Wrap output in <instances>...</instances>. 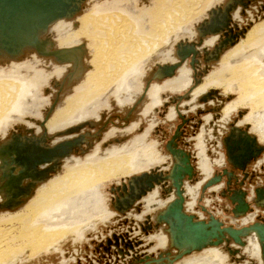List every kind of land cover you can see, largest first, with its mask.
Here are the masks:
<instances>
[{
  "label": "bare ground",
  "instance_id": "bare-ground-1",
  "mask_svg": "<svg viewBox=\"0 0 264 264\" xmlns=\"http://www.w3.org/2000/svg\"><path fill=\"white\" fill-rule=\"evenodd\" d=\"M215 1L218 0H158V4L152 8L153 17L150 19L147 12L148 5H141L140 2L137 8L135 7V0H84L78 12H75L72 16L55 20L47 28V35L54 45L50 50H55L57 55H65L64 57H67V60L58 62L54 56L41 54L35 47L21 48L19 53L14 55L0 48V264H18L27 252H30V256L47 250L53 251L57 249L55 244L64 240L68 235L74 233L82 238L83 234L93 229L98 221L106 220L113 215L103 206L92 215H89L90 210L88 211L90 207H96L97 209L102 205L97 194L99 187L106 182L118 181L123 178L119 181L122 183L120 186L123 184L128 185V180L137 175L149 173L153 170H155L153 172L158 171L164 174L169 171L174 159L178 157L173 151L181 148L178 142L175 143L176 137L165 144V149L169 154V164L168 167L166 166V170H163L161 167L152 168V166L164 162L165 157L160 153L158 154L157 150L155 151V148L158 147L156 140H153V142L146 141L148 131L151 130L149 129L150 126L142 134L134 135L128 141L112 146L110 149L106 148L105 151L97 152L99 145L96 144L92 149V151L95 150L93 153L86 152L93 145V139L100 140L102 130L92 134L90 132L83 133L82 129L87 126L93 128L98 124V122L90 120L97 121L99 119V112L110 106L111 97L120 107L132 103L136 99V93L141 86L140 77L144 75L145 69L152 62V59H148L153 54H155L154 59L158 58L163 52V50L159 51L160 48L165 46L168 41L187 33L193 34L192 22L198 18H204L203 14L206 10H208L207 17L201 21L199 20V25L195 27L197 31L201 26L212 25L214 28L216 25L223 24L217 19L215 20L218 13L215 11L225 5L230 7L228 2L232 1L235 2V5L229 12L228 24L223 26L222 30L205 36L200 45L194 46L196 51L195 64L198 66L201 58L205 63V68L196 71L193 76L194 91L192 90L190 94L186 93L175 98V100H179L188 96L187 99H189L190 95L188 103L192 102L190 105L194 104L193 107H195V105H198L196 100L205 103L215 97H220L216 88H220L224 94L235 89L237 95H234V99L229 96L227 99L231 98L232 100L228 103L209 109L214 112V117L218 115L215 112L221 110L220 122H223V127L220 129L219 134L226 133V135L218 137L215 128H212L209 135L207 134L209 137L214 136L218 139L214 147L216 153L219 154V158L216 160L207 157L203 147L204 140L202 143L203 137L197 135L195 144L197 164L199 166L198 170L204 175V178L199 180L196 185H187L186 181H192L195 175L194 167L193 176L183 178L181 184L183 211L193 214L188 210L193 209L198 190L201 189L204 183L202 191L215 186L211 190H218L221 193L222 185L218 184L221 182L222 176L215 183L206 185L207 182H204L211 176L213 164H228L230 167L228 171H231L236 178L235 173H239L241 169H245V172H247V168L264 152V17L252 26L242 28H239L232 20L233 14L236 17L238 10L239 13L243 14L245 9L250 5H255L259 0H226L227 2L223 6L210 8ZM261 8H263L262 4ZM197 34L199 35V31ZM231 36H235L232 43L230 40L228 41V37ZM219 41H221V44H225L217 51L215 46L219 45ZM189 43L191 42L182 41L180 44H176L178 46L175 49V55L178 59L176 62L170 51H166V55L160 56L165 60L168 56V59L171 58L170 61L174 62L158 65L152 78L156 80L170 78L175 75L176 70L177 74L161 84L153 83L150 85L147 91L149 103L145 105L143 112L140 113L141 115L148 113L160 103L159 95L163 90H180L186 88L192 82L188 68L182 65L191 59L193 54L192 46H189ZM207 46H212V49H208ZM47 48L49 49L48 46ZM229 48L231 51L227 52ZM66 50L68 52H65ZM225 50L226 52L222 55ZM92 51L95 52L94 62L99 66L98 70L92 69L90 63ZM156 52L158 53L156 54ZM35 53L43 57L41 59L49 65L48 69L53 70L52 73L48 72L46 74L36 68L39 64L37 61L39 57L37 58ZM28 54H32V57L28 58L27 61L20 62L19 59ZM178 54H182L181 58ZM41 59H39V62L42 61ZM219 59L220 70L207 74L208 64ZM13 60H19V62H13ZM75 60V65H73L72 61ZM8 62L11 66H9V69L1 66ZM177 63L178 65L173 68V74L168 76L166 70L168 71L172 65ZM165 66L168 68L166 69ZM158 69L161 70L158 71ZM142 70H145L144 73ZM82 72L84 73L82 74ZM51 74L56 75L58 78L64 76V78L61 82H55L59 92L55 94L51 105L45 110L44 118L36 122L34 119L28 118L27 120L34 122L36 125L26 122L25 126H14L18 131H11L14 123L23 120L22 118L25 115L35 114L41 118L42 114L39 108L48 103V99L37 92L40 89V84L43 83L44 85L46 81L48 82ZM74 80L79 81L73 83ZM72 83L73 86L69 87ZM38 85L39 87H37ZM61 89H63L64 94H68L66 97L67 105L56 108L60 102ZM132 91H134L133 94H131ZM242 106H249L251 110H248L244 115L243 121L238 120L236 123L229 124L228 120L232 112L239 107L242 108ZM133 111L134 108L128 111L125 120L129 119ZM169 112L167 117L170 120L175 116H173V110ZM201 112L203 111L197 110V113ZM178 114L183 117L180 113ZM205 119L208 121L210 116H205ZM226 123L228 124L226 125ZM242 123L246 124L245 129L240 127ZM137 124L132 123L122 131L112 128L106 136L116 132L130 134L129 131L140 125ZM232 130L235 133H246L254 137L255 143L263 148L256 155L249 158L244 168L233 166V163L227 157L225 140ZM204 131L203 128V133ZM253 131L257 133L258 137L252 135ZM211 134L213 135L211 136ZM71 140L78 142L73 143L70 148L59 149L61 143ZM114 142H120V139H115ZM83 144L85 147L82 146ZM221 145L225 151L224 155L221 151ZM44 146L52 147L55 150L58 148L59 150L47 156L46 160L41 161V157L35 155ZM13 150H16V156L11 154ZM84 153L86 154L83 158L78 156ZM68 161L72 163L67 165L69 164ZM63 165V172L57 175ZM253 170L254 172L250 175L247 172L245 178L254 185L251 189L252 195L249 196L250 200H248L247 191L241 188L245 193L244 198L248 204V210L241 214H234L232 204L235 201L229 199L233 202L229 201L232 205L229 218L233 223H236L237 219L250 214L249 212L254 207L257 210L264 209V197L257 196L255 190L256 187L263 186L259 181L255 182L260 174L259 171H256V168ZM165 182L167 187H172L169 180ZM184 184L186 189H184ZM243 184L244 181H242ZM161 185L162 183L154 184L145 194L136 199L131 207L125 210H119L116 203L119 185L112 186L111 191L114 197L111 205L119 215H125L131 210L136 211L135 205H138L141 199L147 205L146 210L153 211V206L161 208L159 210H157L158 208L155 209L152 217L148 214H145V216H148L150 223H147V225H151V230L156 232L161 229L158 233L153 234L150 239L158 243L154 246L155 249L156 246L161 247L162 259L158 260L153 256L154 254L144 252L140 254V250L135 249V247L140 246L141 239L131 240L128 235L126 239L129 242L125 249L115 245L117 249L109 251L108 254H116L117 257L122 258L129 255L132 264H181L183 257L205 250L206 254L202 258L197 256L202 262L198 263L196 261V263L193 260V264H204L212 263V261L221 262L224 255L220 252V248L229 254L234 261L240 262L244 260L241 249L247 246L246 249H251V255L260 259L258 264H264V253L262 241L260 240L261 232L252 226L255 222L263 221L264 223V218L258 216L257 211L245 218L242 225H226L222 221L223 228L230 226L244 231V234L240 235L241 243L234 241L232 236L224 231L225 229H221L224 235L221 243H207L201 248H195L186 254H181L179 258L174 260V256L180 248L177 247V249L172 246V233L165 221L158 220L157 214L175 199V188L172 187L171 191L163 195ZM156 187H158V191L160 190L161 196H166L164 198L169 197L166 201L157 199ZM185 191L191 198V201L186 203L188 210L184 206L185 196H187ZM223 193L225 194L224 197L228 199L229 196L225 190H223ZM81 206L85 209H80ZM202 210L206 212L205 208ZM193 215L197 220L207 221L208 218H204V214L201 213L198 216ZM130 230L132 231V229ZM150 231H145L144 234L147 235ZM117 243L123 245L120 241H117ZM233 244L236 248H233ZM166 251L170 252L167 255L169 258L165 256ZM237 255L240 256L237 258Z\"/></svg>",
  "mask_w": 264,
  "mask_h": 264
},
{
  "label": "rangeland",
  "instance_id": "rangeland-1",
  "mask_svg": "<svg viewBox=\"0 0 264 264\" xmlns=\"http://www.w3.org/2000/svg\"><path fill=\"white\" fill-rule=\"evenodd\" d=\"M140 2H141V5H144V4L148 5L147 12L149 13V18L151 19V17H153L152 8L154 6H156V4H158V0H141V1L135 0V3H136L135 7L138 8ZM226 2H227L226 0L215 1V3H213L214 5H211L210 8L215 7V6H223ZM261 4L263 5V8L260 9ZM207 12H208V10H206L204 12V14H203L204 18H201V19L198 18L197 20H194L192 22V24H191L192 28L191 29L194 31L193 34L187 33V34H184L183 36H180L178 38H174L173 40L168 41L165 46H162L160 48L159 51L163 50V52L161 53L160 56L166 55L165 54L166 51H170L171 56H173L174 61L176 62L178 60L176 55H175V49H177L176 44L178 45L182 41L197 43L199 35L197 34L198 31L196 30L195 27L197 25H199V23H200L199 20L201 21L207 17ZM237 12H236V17H234V14H233L234 18L232 17V20L234 23L237 24V26L239 28L246 27V26H252L253 24L259 22L264 17V0H259L255 5H250L247 9H245L243 14L241 12L239 13V10ZM203 16H201V17H203ZM231 26H233V25H231ZM241 38L244 39L243 37H241ZM241 38L239 39V41L241 40ZM71 45H73V44H71ZM71 45H67V46H71ZM61 46H64V45H61ZM212 46H207V48L212 49ZM91 48H93V47L91 46ZM230 51H231V49L229 48V50L227 52H230ZM225 52H226V50L222 53V55ZM157 53L158 52H156V54ZM91 54H92V56H91L90 63L92 64V69L98 70L99 66H97V64L94 62L95 52L92 51ZM154 56H155V54H153L148 59V60L152 59V62L150 63L148 68L145 69L146 71L142 70V72L144 73V71H145V73H144V75H142L140 77L139 82H140L141 86H140V89L137 91L138 94L136 93V96H137L136 99L132 103L126 104V106L124 105L123 107L122 106L120 107L116 104V102L111 97L110 98V106L103 108L99 112L100 113V117H98L99 119L97 121H95L93 119L90 120V121H93L96 123L98 122V124L93 128H90L87 126V127L82 129L83 133L84 132H90L92 134L96 133L98 130H102L100 140L97 141L96 139H93L92 141H93L94 146L92 145L91 148H89L86 153L95 152V150L92 151V149L95 147L96 144L99 145L98 150H96L97 152H102V151H105L106 148L110 149L112 146L120 145L121 143H124L125 141H128L129 139H131L134 135L137 136L138 134L139 135L142 134V132L145 131L150 126L149 129H151V130L148 131V134L146 136V138H147L146 141L147 142H153V140H156L157 141L156 144H158V147L155 148V151L157 150L158 154L160 153L162 156L165 157V159L163 160L164 162L158 163V164H156V166L155 165L152 166V168L161 167V169L166 170V168L168 167V164H169V157H168L169 154L165 149V144L167 142H171L173 140V138L176 137L177 139H176L175 143L178 142L179 147H181L178 149H181V150L185 149L186 151L185 150L184 151L188 154L190 153V155H191V158L189 155V162L192 166V171H193V167L195 169V175L193 176V174H194L193 173L192 174L193 180L192 181L187 180L186 183H187V185L193 186V185H196V183L199 180L204 178V175L198 170L199 166L197 164L198 163V159L196 157L197 149L195 147L197 135L199 134L201 136V138L203 137L202 143L204 140L203 147L205 148V153H206L207 157L211 160H216L217 158H219V156H218L219 154H217L216 151L214 150L215 149L214 147L216 146L218 139L214 136H213L214 138L208 136L211 133L212 128H215V130L218 132V137H221V136L224 137L226 135V133L219 134L220 129H222V127H223V122H220V117H221L220 111L221 110L218 112H215V114L217 113L218 115L216 117H214V112H211L209 109L218 107L219 105H224V103H228L229 101L232 100L231 98L229 100L227 99L229 96L233 97V99H234V97L237 95H236V92L234 91L235 89L233 91H231L230 93L224 94L220 88H218V89L216 88V90L219 92L220 97H215L214 99H211L205 103L199 102L198 100H196V104H198V105H195L194 109H192L194 104L189 105V103H187L188 101H190V95H189V99H187V97H188L187 96V97L180 98L181 100L180 99L175 100V98H177L178 96H182L186 93L190 94V91L192 92V90L194 89L193 87H195L193 76L196 74V71H200L203 68H205V63L203 62L202 58L200 59V63L198 66L195 64V66L193 67L194 69L192 68V66L190 64L191 59H189L188 61H186L185 63L182 64L186 68H188L189 73H190V77L192 80V82H190V84H188V87L180 89V90H170V89L163 90L162 92H160V95H159L160 96V103L156 107L152 108L148 113L141 115L140 113L143 112V108L145 107V105H147L149 103L147 91H148V88L150 87V85L153 83L161 84L166 79L167 80L172 79L177 74V70H176L175 75L173 77L165 78L163 80L153 79L152 75L155 72V70L157 69L158 65H162L165 63L169 64L171 62H174V61H170L171 58L168 59V56H167L166 60L160 56L158 58L156 57L154 59L153 58ZM30 57H32V54H28L27 56H24L19 60H20V62H22V61L24 62V61H27L28 58H30ZM36 57L37 58L39 57V59L43 58L41 56H38L37 54H36ZM39 59H37L39 64L36 68H38V70L40 69V70L44 71V73H46V74L48 72L52 73L53 70L51 71V68L48 69L49 65L46 62H44L43 59H41L42 61L39 62ZM220 59H221V57H220ZM220 59L217 61L210 62L208 64L207 74L209 72L212 73V72H217V70H220V68H221ZM19 60H13V62H17V61L19 62ZM9 63L10 62L2 64L1 66L9 69L11 67ZM58 65H61V64H58ZM67 72L69 73L70 71H67ZM83 73L84 72H82V74ZM63 78H64V76L62 78H58L56 75L51 74L48 82L46 81L44 83V85H43V83H41L40 87H39V85L37 86L40 88L37 93L39 95L41 94L42 97L48 99V103L45 104L46 106L43 105V106H41V108H39V110L41 111V112L40 111L39 112L42 114L41 118L37 117L35 114H33V115L29 114L27 116L25 115L22 118L23 120H19V121L15 122L13 127L17 126V125L18 126H20V125L25 126L26 122H30V123L35 124L34 122L27 120L28 118L34 119L35 122L41 121L42 118H44L45 110L51 105L55 94L57 92H59V89L55 86V82H61ZM79 80H74L73 83H76ZM73 83L70 84L69 87L71 85L73 86ZM133 92L134 91H132L131 94H133ZM67 96H68V94H64L63 89H61L60 100H59L60 102L56 108H58V107L62 108V107L67 105V103H66V97ZM131 108H134V111L132 112L129 119L125 120V116ZM171 110L174 111L175 117H173L172 119L169 120L167 116L170 113L169 111H171ZM197 110H202L203 112L197 113ZM248 110H251V108H249V106H247V107L242 106V108L239 107L238 109L233 111L232 114L230 115V119L228 120L229 124H231L233 122L236 123L238 120L243 121V117L248 112ZM178 113L183 115V117L179 116ZM207 115L210 116V119L208 121L205 119V116H207ZM132 123H134V124L138 123L137 125H139V124L140 125L135 127L133 130L129 131L130 134L126 133L127 134L126 135V134H120L119 132H116V133H113L111 135L106 136V134L108 133V131L110 129L115 128L117 131L118 130L122 131V130L127 129V127H129ZM212 123L214 124L213 126L211 125ZM227 124L228 123H226V125ZM250 126H251V124H250ZM250 126H249V129H250ZM13 127H12L13 130H11V131H18L17 129H15V127L14 128ZM240 127L245 129L246 124L242 123ZM203 128L205 130L204 131L205 134L203 133ZM247 129H248V127H247ZM212 135L213 134H211V136ZM252 135H254L255 137H258V135L255 131L252 132ZM227 136H229V135H227ZM178 137H180V138L178 139ZM115 139H120V142H114ZM259 143H261V142H259ZM82 146L85 147L84 144ZM221 151L223 152V155H224L225 151H224V148L222 147V145H221ZM86 153L80 154L78 156L83 158ZM263 158H264V152L261 153L260 156L247 168V172L249 174L254 172V170H253L254 168L259 170L260 177L257 178L255 180V182L259 181L260 184H262L263 186L256 187L255 189L264 187V160H263ZM224 162H225V156H224ZM67 163H69L67 165H70V163H72V162L68 161ZM223 165L224 164H222V165L213 164L212 165L213 171L211 173L212 177L211 176L210 177L213 178L214 176H219V177L222 176V180H221V182H219L218 185H222L220 190L226 191V193L229 196L228 199H227V197H224L225 194L223 193V191H221V193H220V192H218V190H211V188H213L215 186L211 187L210 189H206L205 191L204 190L202 191V187L205 184L204 183L202 185L201 189L198 190V195H197L195 205H194L192 210L191 209L188 210L189 209L188 205L186 206V203L190 202L191 198H190V195L187 194V192L185 191V193L187 195V196H185L186 197V202L184 204L185 209H187L190 213H193L197 216L199 213L204 214V218L208 217L207 220L211 216H213L214 218L218 219L221 222L224 221L226 225H228V224H233V225L240 224V225H242V223H244V219L249 217V215H251V214L253 215L255 213V211H257L256 214H258V216L264 218V209L263 210L262 209L257 210L253 206L254 207V208H252L253 210L251 212H249L250 214H248L244 218L238 219L236 221V223H233L230 221L229 215H231V211L235 207L237 202L232 204L233 205V207H232V205L229 203V201L230 202H232V201L229 199H231V197L234 196V193L236 191H239V190H241V188H243L244 190L247 191V197H248V200H250L249 196L252 195L251 189H253L254 185L249 183V181H247V179H245L247 176V172H245V169H241L240 170L241 173L240 172L235 173L236 174V178H235L234 175L232 174V172L228 171V168H230L228 166V164H226L224 166ZM63 170H64V165L58 171L59 173L57 172L58 173L57 175L61 174L63 172ZM153 171H155V170H153ZM165 173H167V172H165ZM55 174H53V175H55ZM186 177L189 178L188 175H186ZM210 177L208 180L211 179ZM121 180H123V178L119 179L118 181H116V180L108 181L105 184L101 185V187H99V189H98V191L101 194L98 192L97 195L100 197V201L102 203H100V201H99V203L102 205L97 207V209H96V207L95 208L90 207L88 209V211L90 210L89 215H92L95 211L99 210V208H101V206H103V207H106L105 208L106 210H109L111 213H113V215H111L106 220L98 221L93 229H90L83 234L82 238L81 237L79 238V236L74 234V233L68 235L64 240L55 244V247L57 249H55L53 251L47 250V251L35 253L33 255H30V256H29L30 252H27L26 255L23 257V259L19 260L18 264H132V259L130 258L129 255H125L122 258V257H117L116 254H108L109 251H113L112 247H113V249L116 248L115 245H119L121 248L124 247V249H125L127 247L128 242H129V240L126 239L127 235L131 240L141 239L142 242H141L140 246L138 248L135 247V249L140 250V252H141V253L139 252L140 254H142L143 252L149 253L152 255L154 254L153 256L158 258V256L160 254H162L163 252L161 251V247H159V246H156L157 247L156 249L154 248V246L156 244L158 245V243L155 240L150 239V237L153 236V234L158 233L159 230H161V229H159L158 231L155 232V230L154 231L151 230V225L148 224L150 228L147 227L148 226L147 223H150V222L148 220V216H145V214H148V215H151V217H152V214L154 213L155 209L158 208V206H156V207L153 206V211L152 210H150V211L146 210L145 208L147 207V205H145L143 202V199H141L140 202L138 203V205L137 204L135 205L136 211L131 210L130 212H128L125 215H119L116 211H114V209L112 208V205H111L112 198L114 197V195L111 191V187L119 185L118 186L119 189H117V196L116 197L120 198V194L124 195V193H125V191L122 189V186H120L122 183H120L119 181H121ZM208 180L204 181V182H208ZM242 181H244L243 185H242ZM160 183H162V185H161L162 186V194L164 195V193H168V191L166 189L167 183L166 182L164 183V181L160 182ZM229 185H230V187H228ZM126 186L128 187V185H126ZM184 189H186L185 184H184ZM155 190L157 192V199L158 200L166 201L169 198V197L164 198L166 196H161L160 190L158 191V187H156ZM80 201H82V200H80ZM103 204H105V205H103ZM166 206H165V208H166ZM231 207H232V209L230 211ZM203 208L206 209V212H203V210H202ZM80 209L83 210V209H85V207L83 208V206H81ZM159 209H161V208L159 207L157 210H159ZM86 210H84V211H86ZM142 213H144V215H142ZM139 216H141V217H139ZM143 218H145V219H143ZM130 229H132V231ZM145 231H150V232L147 235H145L144 234ZM117 241L122 242L123 245L118 244ZM246 247L247 246H245L244 249H241V255L244 256V260H242L240 262L234 261L229 254H227L225 251H223L219 248L222 255H224V257L222 258L223 260L221 259L222 264H258V263H260V261H259L260 259L258 257L252 256L250 253L251 249H246ZM233 248H236L234 244H233ZM166 252H169V251H166ZM205 252L206 251L202 250L200 252L192 253L189 256H185V257H183L184 259L182 258L183 262L181 264H185L186 262L188 264H190L193 260H195V262L197 261L198 263L202 262V260L199 257L202 258L204 256V254H206ZM131 254L133 255V253H131ZM197 256H199V257H197ZM239 256L240 255H237L236 257L238 258ZM189 258H190V260L191 259L192 260L190 261ZM197 259H199L200 261H198ZM257 259H258V261H257ZM141 261H143V260L141 259ZM221 262L218 263L216 261H212V263L208 262V263H204V264H209V263L210 264H216V263L220 264ZM193 263H194V261L191 264H193Z\"/></svg>",
  "mask_w": 264,
  "mask_h": 264
},
{
  "label": "water",
  "instance_id": "water-1",
  "mask_svg": "<svg viewBox=\"0 0 264 264\" xmlns=\"http://www.w3.org/2000/svg\"><path fill=\"white\" fill-rule=\"evenodd\" d=\"M83 1L84 0H0V48L14 55L19 53V49L21 48L35 47L41 54L54 56L58 62L67 60V57H64L65 55L60 56L57 55L55 50H50L54 45L47 35V28L49 24L55 20L72 16L75 12H78ZM228 3L230 7L225 5L223 8H217L215 11L218 12L215 16V20L217 19V21L223 24H215L216 26L214 28L212 25L206 27L201 26L198 28V42L189 43L193 51L190 62L192 67H194L196 63V51L194 50V46H197V44L200 45L205 36H209L220 29L222 30L223 26L228 24L229 12L234 8L235 2L232 1ZM229 40L232 43L235 40V36L228 37V41ZM224 44L225 43L221 44V41H219V45L215 46L217 51H219V48ZM65 52L68 51L66 50ZM178 55L181 58L182 54ZM68 57L70 56L68 55ZM75 62L76 60L72 61L73 65H75ZM176 65H178V63L172 65L173 67L171 66L168 71L166 70L168 76L173 74V68H175ZM165 68L167 69L168 67L165 66ZM160 70L161 69H158V71ZM74 141L71 140L63 144L61 143L59 149L65 147L70 148L73 143L78 142ZM225 142L227 157L233 163V166H237L238 168H244L249 158L263 149L255 143L254 137L246 133H235L233 130L229 136L226 137ZM59 149L56 148L55 150L52 147L44 146L35 156H40L41 161L46 160L47 156L52 155L54 151L57 152ZM173 153L177 154L178 157L174 159L167 173L164 174L163 172L151 171L132 177L131 180H128V187L125 184L122 185V189L125 193L124 195L120 194V198H116L118 209L125 210L131 207L135 200L145 194L154 184L169 180L171 186L175 188L176 197L172 202L167 204L163 211L158 212L157 218L167 223L168 229L172 233V246L180 249L182 248V250L177 248L178 252L174 256V260L179 258L181 254H186L195 248H201L207 243H221L222 236H224L223 230L221 229H225L224 231H227L234 241L241 243L240 235L244 234L242 229L230 226L223 228V223L213 216L207 221L197 220L193 214H188L183 211V190L181 189V184L186 175L189 177L192 176L193 171L189 162L188 153L181 149H176ZM11 154L16 156V150H13ZM219 178V176H214L208 180L206 185L217 182ZM172 187H166L167 191H171ZM255 190L257 196L264 197V187ZM244 195L245 193L239 190L231 197L233 201L237 202L233 209L234 214H241L248 210V204L244 199ZM252 226L261 232L260 240L262 241L264 253V223L255 222ZM169 253L170 252H166V258H169V256H167ZM157 259L161 260L162 255L160 254ZM170 261L172 262V260Z\"/></svg>",
  "mask_w": 264,
  "mask_h": 264
},
{
  "label": "crops",
  "instance_id": "crops-1",
  "mask_svg": "<svg viewBox=\"0 0 264 264\" xmlns=\"http://www.w3.org/2000/svg\"><path fill=\"white\" fill-rule=\"evenodd\" d=\"M188 87V86H187ZM183 89V88H182ZM223 94V93H222ZM188 103V102H187ZM192 103V102H191ZM191 103H189V105L191 104ZM195 107H193L192 109H194ZM173 116H175V114H174V112H173ZM112 250H114L113 248H112ZM205 251V250H204Z\"/></svg>",
  "mask_w": 264,
  "mask_h": 264
},
{
  "label": "flooded vegetation",
  "instance_id": "flooded-vegetation-1",
  "mask_svg": "<svg viewBox=\"0 0 264 264\" xmlns=\"http://www.w3.org/2000/svg\"><path fill=\"white\" fill-rule=\"evenodd\" d=\"M255 169V168H254ZM256 171H259V170H256ZM250 175V174H249ZM223 191V190H222ZM229 217H230V215H229ZM242 218V217H241ZM241 218H239V219H241ZM238 220V219H237ZM251 222H253V221H251ZM251 222H247V223H251ZM247 223H245V224H247ZM244 224V225H245Z\"/></svg>",
  "mask_w": 264,
  "mask_h": 264
}]
</instances>
